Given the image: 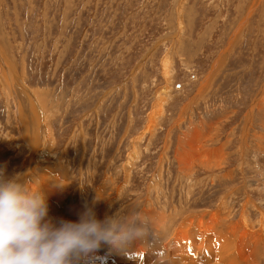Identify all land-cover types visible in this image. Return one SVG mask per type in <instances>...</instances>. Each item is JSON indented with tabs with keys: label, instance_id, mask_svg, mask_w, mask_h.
Masks as SVG:
<instances>
[{
	"label": "rangeland",
	"instance_id": "374dc122",
	"mask_svg": "<svg viewBox=\"0 0 264 264\" xmlns=\"http://www.w3.org/2000/svg\"><path fill=\"white\" fill-rule=\"evenodd\" d=\"M257 1L249 14L252 0H0L3 175L20 178L32 144L35 174L97 220L140 211L148 198L170 214L172 228L223 202L238 219L249 202L246 213L261 227L264 0ZM207 76L211 84L196 97ZM195 133L197 160L184 167L177 155L190 151L181 139ZM206 156L213 162L200 161ZM159 246L143 248L148 264ZM102 249L104 264H135L141 254L132 245ZM171 249L181 252L175 242ZM257 254L264 264V248Z\"/></svg>",
	"mask_w": 264,
	"mask_h": 264
},
{
	"label": "bare ground",
	"instance_id": "6f19581e",
	"mask_svg": "<svg viewBox=\"0 0 264 264\" xmlns=\"http://www.w3.org/2000/svg\"><path fill=\"white\" fill-rule=\"evenodd\" d=\"M257 4H258L257 0H252L251 7H250V9H248L249 14H251L252 11L255 9V7H257L256 6ZM2 64H3V61H2L1 55H0V65H1V69L3 70L4 65H2ZM2 73L5 74L4 72H2ZM211 75L213 77V73H211ZM15 78H14V80H16ZM211 80H212L211 76L206 77L205 81H203L200 88L198 89L196 97L198 95H200L201 92L203 93L204 91H206L208 89L209 85L211 84ZM5 81H6V79H5ZM260 89L261 90H259L260 92H259L258 97L259 96L264 97V95H263L264 87H262ZM158 98H159V96H158ZM160 101H161V99H159L157 101L156 110L152 113L153 115L150 114V117L148 119V128L147 129H150V127H152L156 123V118H157V115H159V111L161 108V102ZM37 107H38V105H37ZM39 112H41V111H39ZM34 113H35V111H34ZM246 120H249V119H246ZM28 124H30V123H27V121L26 122L23 121L22 127L24 129L25 128L29 129ZM247 124H248V122L246 121L245 127H248ZM32 125H33L32 123H31V125H29L30 128H32L31 127ZM246 130H247V128H246ZM31 136H32V134H31ZM36 138H37V135H36ZM40 138L41 137H39V139ZM196 139H197L196 133L192 134L190 136H188V134H187L186 137H182V139H181V141H182L181 143H183L185 146H187L189 148V151H190V153H188V149L183 150L184 152L178 153V155H177V159H178L179 163L184 167L191 166L192 163L195 162L194 160L196 159V155H193V154L197 152L196 148L199 147V146H196L198 144L196 142ZM197 141H199V139ZM38 143L40 144V141H38ZM41 144H42V142H41ZM199 144H200V142H199ZM30 145H32V144H29V147H28L29 153H28V157L26 159V166H25V169L22 171V173H21L22 175L20 176L19 180L23 181V180L29 179L30 177H36L38 179V185L43 187V190L47 195L48 205H49V216L52 217L54 220H57V221L64 220V221L77 222L80 219L82 213L85 211V207L79 203L74 204L73 201H72V203H65L63 200L64 198H62V193H60L61 192L60 187L58 190H56V189L50 188L48 185H46L47 183L45 184L43 181H41L40 176L38 177L35 174L34 169H31V167H33L31 165L33 164V162L36 161L35 160L36 156H34V154L36 152V147L30 146ZM198 151H199L198 154H200V155L204 154V148H202V149L198 148ZM186 153H187V155H186ZM203 156H205V155H203ZM201 157L202 156H200V158ZM206 158H207V156H206ZM202 160H203V162L205 161L206 163L207 162L208 163L213 162L210 160V158H207L206 160L204 158V159H201L200 161H202ZM214 160H215V163H219V161H220L219 159L216 158V156H215ZM37 164H39V163H37ZM160 166L162 167V162H160ZM126 170L127 169L125 168V172H126ZM58 177H60V175H58ZM160 177H161V175H160ZM55 178H57V177H55ZM46 180L47 179H45L44 181H46ZM55 180H57V179H55ZM252 180H253V178H252ZM34 186H36V185H34ZM63 187L66 188L65 186L62 185V188ZM245 193H247V192L245 191ZM150 200L151 199H148V198L146 199V203H145L144 207L142 208V210H140V212H143V214L149 220V222L151 224L150 229L152 232V233H150V235L152 234L153 237L152 238L150 237L149 231H148V234L145 237H143L142 239L137 240L135 243L131 244L133 249H138V251L141 253L140 255H138V257H136V259H138V262H136L135 264H148V259L145 257L143 248L148 246V245H151V244H159L160 245L158 247L159 250H157L158 256L153 259V264H258L257 252L260 248H264V214H262L263 213L261 211L262 208L260 209V211L262 212L261 213L262 216L259 220V222L261 223V227H257V228L251 222V218L249 217L250 215L248 216V213H246L247 210L245 209V207L249 202L248 203L245 202L246 205H243L242 214H240L238 219H235L236 217L232 216L231 212L226 209V207H227V205L225 206L226 203L223 202L220 204L222 206L218 207L214 211L196 213V214H193V215H190L187 217H182V218H180V221L173 222L174 226L171 228L168 226V221L171 218L169 216L170 214L167 215L165 213L166 212L165 209H164L165 212L163 211L164 213L160 212L156 208V206L155 207L152 206ZM250 202H252V201H250ZM110 205L107 204V207L104 209V212L107 211L108 208H110ZM254 206H256V208H258V210H259L260 207L258 205L254 204ZM93 210H94V208H93ZM258 214H259V212H258ZM173 217H175V215ZM205 232L215 233V238L213 240H210V241L205 239V238L200 239L199 233H205ZM153 238L156 241H150V239H153ZM174 242L177 244V247L181 250V252H178V251L175 253L172 252L171 247H172V244ZM185 242H187V243L189 242L191 244V246L187 247V246L183 245ZM121 250H123V249H120V250L113 249V252L115 254H117ZM207 251L213 253V258H210L209 253ZM100 252H103V249L100 250ZM260 252H262V251H260ZM176 253H179V255L182 256L183 259L186 261V263L179 261L178 258L176 257ZM109 254H112V253H109ZM96 255L99 257H103V256H100L99 254H96ZM132 257H133V255H132ZM259 258H261V257L259 256ZM104 261L105 262L110 261V256L108 254H107V256L104 257ZM118 264H125V263H122L118 260Z\"/></svg>",
	"mask_w": 264,
	"mask_h": 264
},
{
	"label": "clouds",
	"instance_id": "9594fccd",
	"mask_svg": "<svg viewBox=\"0 0 264 264\" xmlns=\"http://www.w3.org/2000/svg\"><path fill=\"white\" fill-rule=\"evenodd\" d=\"M150 228L135 209L101 221L86 208L77 222L54 220L36 177L21 181L0 169V264H104L102 248L124 249Z\"/></svg>",
	"mask_w": 264,
	"mask_h": 264
}]
</instances>
